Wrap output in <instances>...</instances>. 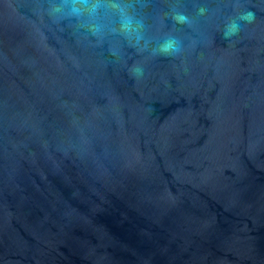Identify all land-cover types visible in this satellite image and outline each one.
Instances as JSON below:
<instances>
[{
  "label": "water",
  "instance_id": "obj_1",
  "mask_svg": "<svg viewBox=\"0 0 264 264\" xmlns=\"http://www.w3.org/2000/svg\"><path fill=\"white\" fill-rule=\"evenodd\" d=\"M0 264H264V0H0Z\"/></svg>",
  "mask_w": 264,
  "mask_h": 264
}]
</instances>
